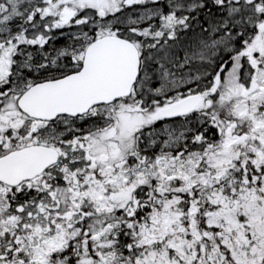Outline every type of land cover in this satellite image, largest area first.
<instances>
[{
	"label": "snow or ice",
	"instance_id": "snow-or-ice-1",
	"mask_svg": "<svg viewBox=\"0 0 264 264\" xmlns=\"http://www.w3.org/2000/svg\"><path fill=\"white\" fill-rule=\"evenodd\" d=\"M0 264H264V0H0Z\"/></svg>",
	"mask_w": 264,
	"mask_h": 264
}]
</instances>
